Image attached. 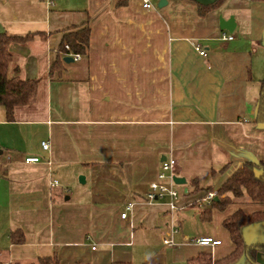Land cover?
Wrapping results in <instances>:
<instances>
[{
  "label": "crops",
  "instance_id": "obj_1",
  "mask_svg": "<svg viewBox=\"0 0 264 264\" xmlns=\"http://www.w3.org/2000/svg\"><path fill=\"white\" fill-rule=\"evenodd\" d=\"M51 1L0 0V32L35 34L10 44L8 77L38 80L35 100L15 107L12 121L0 105V261L56 254L60 264H187L201 252L213 261L228 255L234 247L222 220L264 205L244 194L219 211L203 196L244 162L264 160V123L254 121L264 2L225 0L201 13L214 0H154L149 9L141 0ZM230 16L233 39L221 40L229 32L219 18ZM81 25L90 29L88 51L64 62L62 36ZM29 156L39 160L25 162ZM162 157L177 160L188 185L190 196L178 197L173 212L166 200L145 199ZM168 219L178 232L168 231ZM18 228L24 242L16 245L9 233ZM241 235L248 246L264 244V220L243 226ZM200 236L220 244L192 241ZM229 264L253 263L245 252ZM254 264H264V251L254 252Z\"/></svg>",
  "mask_w": 264,
  "mask_h": 264
},
{
  "label": "trees",
  "instance_id": "obj_2",
  "mask_svg": "<svg viewBox=\"0 0 264 264\" xmlns=\"http://www.w3.org/2000/svg\"><path fill=\"white\" fill-rule=\"evenodd\" d=\"M225 0H214L213 2L200 5L201 13L220 6ZM256 2H264V0H251ZM35 34L27 33L23 35L10 34L0 32V105L4 107L6 119L12 121L14 119V109L17 106L33 103L36 97L38 80L21 79L17 76L8 77V67L12 60V53L9 49L10 44H26L33 39ZM42 36V35H41ZM90 29L87 25L74 26L66 32L60 41L58 51L62 57L68 56L69 53L86 54L89 47ZM68 45L69 49H65ZM61 59H56L51 68L59 69ZM254 121L264 123V77L259 82V94L256 103ZM224 166L221 170H225ZM259 170V173L256 172ZM197 186H195V189ZM211 188L206 189V194L211 192ZM205 194V195H206ZM246 194L252 203L264 205V160L256 163L244 162L240 168L217 189L216 196L212 199L210 206L219 211H223L233 198L241 197ZM204 195V196H205ZM203 196V197H204ZM264 220V209L245 213L241 209L235 210L222 220V227L227 231L229 238L233 244V250L225 257L213 261L210 253L201 252L196 256L187 260V264H229L240 258L247 252L250 261L254 264V252L257 250L264 251V244L248 246L245 244L241 228L245 225ZM10 242L12 244H22L24 242L23 232L18 228L10 231ZM0 264H3L0 261ZM11 264H60L56 254L50 256L39 257L36 262L20 263L13 262ZM73 264H86L75 262ZM112 264H131L125 261H116ZM142 264H158L153 259H147Z\"/></svg>",
  "mask_w": 264,
  "mask_h": 264
},
{
  "label": "built area",
  "instance_id": "obj_3",
  "mask_svg": "<svg viewBox=\"0 0 264 264\" xmlns=\"http://www.w3.org/2000/svg\"><path fill=\"white\" fill-rule=\"evenodd\" d=\"M154 0H141L142 7L145 9H149L152 7V3ZM48 4H52L51 0H46ZM221 40H231L233 36L230 33L222 32L220 34ZM65 49L68 50V45H65ZM195 49L199 52L200 55L205 56L206 52L201 49L200 45L196 44ZM68 56L72 57L73 60L80 59L81 55L78 53H69ZM41 146L43 149H47L49 144L46 141L41 142ZM39 159L38 157L29 156L25 158V162L32 163L37 162ZM178 172V162L173 157H167L163 161H161L160 169L157 175V180L149 184L148 189L145 193V199L147 203L159 202L166 200V204L170 212H173L177 209V199H178V191L176 190V184L173 181V177L177 175ZM55 184V182H54ZM216 196L215 191L208 192L203 200L206 201L208 204L211 203L212 199ZM132 208V203L129 202L126 204L125 209L126 211L120 214L121 218H125L127 215V210ZM178 232L177 228L171 226V234ZM164 244H170L171 238L164 236L162 238ZM192 241L196 244L202 246H215L220 244V240L214 239L210 236H200L196 238H192Z\"/></svg>",
  "mask_w": 264,
  "mask_h": 264
},
{
  "label": "rangeland",
  "instance_id": "obj_4",
  "mask_svg": "<svg viewBox=\"0 0 264 264\" xmlns=\"http://www.w3.org/2000/svg\"><path fill=\"white\" fill-rule=\"evenodd\" d=\"M78 181H79V176H78ZM187 186L188 185H176L175 186V188H176V190L178 191V194H179V196L178 197H181V196H184V198L185 197H187V196H190V195H187V190H188V188H187ZM216 192V191H215ZM159 202H162V201H159ZM191 209H189V210H186V211H182V210H179V213H177V215H178V217H179V214H181V213H187L188 211H190ZM193 211V210H192ZM175 213V214H176ZM196 213V212H195ZM196 215H197V213H196ZM198 216V215H197ZM197 216H195V217H197ZM177 217V218H178ZM175 219V218H174ZM175 221V226H177V219H175L174 220ZM167 223H168V231H170L171 230V225H172V223L170 222V219H168V221H167ZM188 226L189 227H192V222H188V223H186L185 224V227L186 228H188ZM193 232H195V231H190V234H192ZM153 234H155V232L154 233H152V231L151 232H148V239H151V238H153L152 236H153ZM194 236V234L193 235H191V237H193ZM5 237H6V227L4 226V225H2L1 224V219H0V249H2L3 247H4V245H5V243H4V241H5ZM151 241V240H150Z\"/></svg>",
  "mask_w": 264,
  "mask_h": 264
},
{
  "label": "water",
  "instance_id": "obj_5",
  "mask_svg": "<svg viewBox=\"0 0 264 264\" xmlns=\"http://www.w3.org/2000/svg\"><path fill=\"white\" fill-rule=\"evenodd\" d=\"M163 2H165V0H159L158 6H161ZM235 25H236V23H235V20H234L233 16H230L228 19H224L223 17L219 18V28L221 30H226L229 33H232L234 28H235ZM63 61L64 62H71V61H73V58L70 57V56H66V57L63 58ZM164 159H165V157H162L161 161H163ZM79 181L82 182V183L84 182L83 176L79 177ZM173 181H174V183L176 185H183V184L186 183L185 178L177 176V175H175L173 177Z\"/></svg>",
  "mask_w": 264,
  "mask_h": 264
}]
</instances>
